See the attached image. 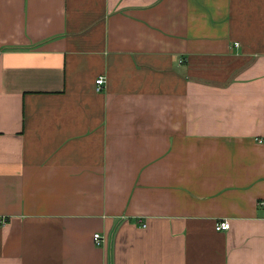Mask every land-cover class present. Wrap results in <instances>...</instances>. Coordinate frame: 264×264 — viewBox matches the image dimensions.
<instances>
[{
	"label": "crops",
	"instance_id": "0c3cea01",
	"mask_svg": "<svg viewBox=\"0 0 264 264\" xmlns=\"http://www.w3.org/2000/svg\"><path fill=\"white\" fill-rule=\"evenodd\" d=\"M0 264H264V0H0Z\"/></svg>",
	"mask_w": 264,
	"mask_h": 264
},
{
	"label": "built area",
	"instance_id": "2783aa9c",
	"mask_svg": "<svg viewBox=\"0 0 264 264\" xmlns=\"http://www.w3.org/2000/svg\"><path fill=\"white\" fill-rule=\"evenodd\" d=\"M238 45V44H237ZM106 85V80L104 77H100L97 81H96V91L98 93H101L104 91V87ZM144 228H146L147 226L144 225L143 226ZM231 229V223L228 222V221H225V222H220V223H217L216 224V231L218 232H226V231H229ZM95 241L96 243H100L101 241V236L100 234H96L95 235Z\"/></svg>",
	"mask_w": 264,
	"mask_h": 264
}]
</instances>
